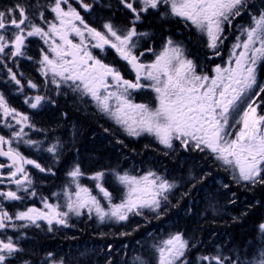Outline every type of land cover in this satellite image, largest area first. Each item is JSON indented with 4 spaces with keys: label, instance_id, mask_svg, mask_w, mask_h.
Returning <instances> with one entry per match:
<instances>
[{
    "label": "snow or ice",
    "instance_id": "snow-or-ice-1",
    "mask_svg": "<svg viewBox=\"0 0 264 264\" xmlns=\"http://www.w3.org/2000/svg\"><path fill=\"white\" fill-rule=\"evenodd\" d=\"M75 2L84 12H91L94 4L111 7L103 5L102 0ZM118 2L130 13L124 27L111 20L102 28L90 25L72 0H37L35 4L17 0L0 10V65L7 69V80L16 86L14 93L24 96L28 108L38 110L56 104L49 92L60 96L67 89L83 102L91 101L99 114L130 137H153L165 149H173L178 141L186 151L202 152L219 162L237 184L246 188L264 185V82L258 78V69L264 67V0L258 11H252L256 5L251 0ZM149 13L195 29L206 39L210 60L222 55L221 46L228 39L226 31L234 29L227 60L206 71L189 58L184 44L171 36L159 50L148 47L138 51L141 38L149 33L139 31L137 25ZM245 14L250 17L249 24H234ZM33 39L41 45L38 60L27 54ZM109 49L127 65L134 79L126 78L120 67L106 63L95 51L105 53ZM146 53L153 57L148 62L143 59ZM19 59L38 65L44 94L32 79L23 82L24 73L19 72L18 77ZM26 89L34 95H25ZM144 91L152 93L154 104L136 102L133 94ZM0 130L7 132L0 133V264H11L25 253L21 245L27 238L24 230L41 229V222L52 232L57 226L70 227L73 216L85 214L101 224L126 223L133 216L146 217L149 212L159 218L168 194L176 187L151 170L142 175L115 170L88 174L75 163L66 172L68 182L61 192L41 196L28 166L40 173L55 172L53 167H44L25 155L21 145L46 152L55 165L63 154L60 140L46 145L47 136L45 140L33 139L30 132L47 130L38 128L32 117L14 107L2 91ZM108 175L121 189L118 201L106 186ZM85 178L94 187L82 183ZM37 198L40 206L26 203ZM13 204L19 206L10 211ZM259 231L264 236V223ZM152 248L155 264H191L187 257L189 241L182 233H170L156 240ZM22 264L32 261L25 259ZM41 264H65V259L56 260L49 252ZM133 264L152 262L138 255L133 257ZM197 264H264V247L252 259L241 260L239 254L233 258L218 250L215 255L198 256Z\"/></svg>",
    "mask_w": 264,
    "mask_h": 264
},
{
    "label": "trees",
    "instance_id": "trees-1",
    "mask_svg": "<svg viewBox=\"0 0 264 264\" xmlns=\"http://www.w3.org/2000/svg\"><path fill=\"white\" fill-rule=\"evenodd\" d=\"M19 2L35 4L37 0H19ZM39 2L43 3L44 0ZM85 2L92 3L90 0ZM15 3L17 0H0V10ZM72 3L84 16L86 22L97 28H102L103 23L108 20L119 27H124L130 16V13L119 5L118 0H102L103 5L111 4V7L94 4L91 12H84L75 0H72ZM138 28L139 31L148 32V41L154 43L171 36L176 41L189 46L195 39L191 30L181 31V27L173 24L172 20L162 21L158 15L152 13L143 16ZM40 47V42L33 39L27 54L38 60ZM201 47L199 44L192 49L190 47L191 50H197L196 54L199 51L201 54L190 58L204 70L210 71L211 65L208 64L206 67L203 62L205 56L209 58L210 55H205ZM101 58L107 63L106 54ZM18 64V77L19 72L24 73L23 82L26 84L28 79H32L40 86L41 94H44L43 78L37 70L38 65L27 59H19ZM9 66L17 70L15 64L10 63ZM15 87L7 80V69L0 65V91L5 93L14 107L28 113L38 128L47 130L46 133L30 132L32 138L45 140L47 136L46 145L54 142L55 139H59L63 145L61 162L55 165L46 152L38 153L21 145L25 155L36 159L44 167H53L55 172V175L40 173L37 169L28 166L39 195L52 197L53 193L61 192L68 182L66 172L75 163H79L85 173L92 174L102 170H120L130 160L135 161L138 157L145 156L150 157L146 166L130 171L133 172L132 174L162 170L155 168V160L151 161L154 151L150 150V146L152 150L155 149L151 139L135 140L126 136L124 139L127 145L117 140V136H123L121 129L107 117L99 114L90 101L85 103L77 95L65 89L66 94L60 96H55L53 92L48 93L56 100L55 105L46 104L38 110H32L23 103L24 96L14 93ZM25 95H34V93L31 89H26ZM261 110H264V104L261 105ZM0 133L7 134L6 130H0ZM146 142L148 146L145 145ZM142 149L147 151L144 153ZM185 156L186 161L182 166L177 164V158L172 162L164 159L161 161L169 167V173L166 172L169 176L168 181L174 183L176 187L168 195L169 200L164 202L159 218L149 212L146 213V217L133 216L126 223L101 224L95 218L89 219L85 214L79 218L72 217L69 221L70 227L57 229L59 227L57 226L52 232L47 231L48 226L41 222V229L24 230L27 238L21 241V245L26 251L11 264H22L25 259L32 261V264H41L40 260L49 252L53 253L56 260L63 257L65 264H71L79 256L85 258L83 254L86 251L81 250L88 242H99L104 247L107 243L114 246L121 245L125 247L123 254L129 258L131 264L133 257L138 255L154 264L153 243L161 237L176 232L182 233L189 241L187 257L191 264H197L198 256L215 255L218 250L233 258L239 254L241 260L252 259L256 251L264 247V236L259 231V225L264 223V185L246 188L232 183L227 190H224L222 184L229 182V178L219 162L205 153L198 151L195 153L193 150ZM158 160H161L160 156ZM85 179L82 181L84 182ZM105 183L117 199L119 186H114L116 190L106 181ZM54 201L56 200L52 199L51 202ZM26 203L40 206L39 198L28 200ZM218 203H222L223 208L216 207ZM18 206V204L9 205V210L15 211ZM234 217L237 219L234 220ZM125 232L130 234L121 235ZM89 235L98 238L91 239Z\"/></svg>",
    "mask_w": 264,
    "mask_h": 264
},
{
    "label": "rangeland",
    "instance_id": "rangeland-1",
    "mask_svg": "<svg viewBox=\"0 0 264 264\" xmlns=\"http://www.w3.org/2000/svg\"><path fill=\"white\" fill-rule=\"evenodd\" d=\"M259 3L261 4V0H259ZM51 14L49 13V16H50ZM239 18V17H238ZM238 18H237V20H238ZM242 18H245V17H242ZM237 20L236 21H234V24H238L239 25V23H241L242 25H247V24H249V23H247V21H246V19L245 20H243V21H241V22H237ZM127 21V25H128V19L126 20ZM237 22V23H236ZM126 25V26H127ZM241 25V26H242ZM192 30V29H191ZM194 33H196L197 34V32L195 31V29H194V31H193V33L192 34H194ZM226 33H235V30L233 29L232 31H226ZM164 42V41H163ZM163 42H161L160 44H158L157 45V50H159V48L161 47V45L163 44ZM232 42L233 41H228V42H226L224 45H222L221 46V49L220 50H225V52L224 53H222V56H219V57H214L213 59H211V61H214L215 63L213 64V65H215V64H222L225 60H227V58H228V52H229V49H230V47H231V45H232ZM207 48V47H206ZM208 49V48H207ZM209 50V49H208ZM99 55H100V57H102L103 56V53H99V50H95ZM153 58V57H152ZM208 60H209V58H207ZM149 60H151V58L150 59H146V58H144V61L145 62H148ZM207 65L208 64H206V63H204V66H206L207 67ZM213 65H211V66H213ZM258 75H261V77L263 78V80H264V67L263 68H261V69H258ZM127 76H129V79H134V76H133V74L132 73H130V74H127ZM262 82H264V81H262ZM32 91V90H31ZM140 93H142L141 95H144V97H145V99H148V101L147 102H143L142 100H140V101H136V102H138V103H148L149 102V100H150V98L152 97L153 98V95H152V93H150V92H147V91H144V92H140ZM135 94L136 93H134L133 95H134V97H135ZM76 95V94H75ZM91 102V101H90ZM91 105H92V103H90ZM153 104H154V98H153ZM111 121V120H110ZM116 126V125H115ZM121 133H122V135L123 136H117L116 137V139L117 140H119V141H121V142H123V143H126V145H127V142H126V140L124 139V138H126V136H128V135H126L122 130L120 131ZM128 137H130V136H128ZM130 138H132V139H135V140H137V139H147V140H150L151 139V142H152V144L155 146V148L157 149V150H152V147L150 146V150L151 151H154L153 152V157H151V161H153V160H155V168L158 170V169H162L161 171H158V172H156L158 175H160V176H162V177H164V178H166L167 180L169 179V176H167V174H166V172L167 173H169V167L166 165V163L165 162H161L162 161V159H164V160H167V161H173V160H175L176 158H177V164H179L180 166H182L184 163H185V158H186V154L187 153H189L191 150H188V151H186L182 146H180L179 145V142L177 141V142H174V148L173 149H171V154H168L167 152H166V149L162 146V145H160L159 143H157L156 142V140L153 138V137H150V136H147V135H142V136H140V137H136V138H133V137H130ZM123 143H122V145H123ZM145 145H147L148 146V143L146 142V144ZM144 146V145H143ZM142 146V147H143ZM141 147V148H142ZM142 151L145 153V151H147V149H142ZM193 152H197V151H194L193 150ZM160 156V158H161V160H158V157ZM141 157V156H140ZM138 157V159H136L135 161H132V160H130L129 161V163L127 164V165H125V167H123V168H121L120 170H115V171H117V172H119V173H123V172H125V171H127V172H130V171H132V170H137V169H141V168H144L145 166H146V163H147V159H150V157H145V156H143V157ZM145 159V160H144ZM141 160V163H143L142 165H141V163H139V161ZM145 162V163H144ZM220 164V163H219ZM141 165V166H140ZM221 165V164H220ZM221 167L222 168H224L222 165H221ZM225 169V168H224ZM226 172H227V175H228V178H229V182H226L225 184H227L229 187H230V185L232 184V183H236L233 179H232V177H231V174H230V171H228V170H225ZM110 172V171H109ZM130 173H133V172H130ZM145 173H147V172H145ZM164 173V174H163ZM138 175H142V173H140V174H138ZM107 183H108V185L111 187V188H116V187H114V186H116L117 184L115 183V181H114V179H113V177L111 176V175H108L107 177H106V180H105ZM82 183H84V184H86V185H90V186H93L94 187V184H93V182L92 181H90V180H88V179H85V181L83 182L82 181ZM117 186H119V185H117ZM116 190H117V188H116ZM170 194V193H169ZM168 194V195H169ZM117 196V201L119 200V197H120V195H121V189H120V187H118V190H117V194H116ZM56 201H54V203H55ZM61 202H63L62 201V198H61ZM222 203H218V205H216V207L218 206V207H220V209L221 208H223V205H221ZM73 217H75V216H73ZM114 223V222H113ZM124 228H126V226H124ZM161 238H163V237H161ZM160 238V239H161ZM159 240V239H158ZM116 249V253H117V257L119 258V261H120V263L117 261V264H122V262H124L123 264H131V262H130V260H129V258H127L126 256H125V254H123V253H121V249L120 248H118V247H116L115 248ZM261 249V248H260ZM84 251H86L87 252V254H94L95 255V253H96V251H98V250H95V249H84ZM103 251V250H102ZM258 251H259V249L256 251V253H255V255L256 254H258ZM132 254V253H131ZM107 258H108V260H110V255H108L107 256ZM99 262L97 263V264H101V262H102V260H98ZM153 263L155 264V259H153Z\"/></svg>",
    "mask_w": 264,
    "mask_h": 264
},
{
    "label": "flooded vegetation",
    "instance_id": "flooded-vegetation-1",
    "mask_svg": "<svg viewBox=\"0 0 264 264\" xmlns=\"http://www.w3.org/2000/svg\"><path fill=\"white\" fill-rule=\"evenodd\" d=\"M90 1L92 2V0H90ZM251 2L256 5V7L252 9V11H258L260 6H261V4L259 3V0H251ZM10 6H12V4H10ZM242 17H245V18H242ZM245 19H246L247 23H250V17L247 14L242 15L241 17H239L237 22H241V21H243ZM128 23H129V21H128ZM172 23L176 24L177 26H180L181 27L180 28L181 31H189L190 30L188 28H185L182 24L177 23L175 20H172ZM140 24L141 23H139L137 25V28L139 27ZM239 25H242V24L239 23ZM191 31L193 32L194 29H192ZM226 35L228 36V39L225 41V43L228 42V41H234L235 33H226ZM193 36L195 38L193 40L194 42L191 41L189 46L188 45L187 46L184 45L185 48L187 49V54H188L189 58H190V56L201 55L200 51L198 52V54H196V52H195V51H197L196 49L191 50L192 47L196 46V44H199L200 47L202 46L201 47V48H203L202 52L205 55H210L211 56L212 55L211 51L206 48V39L201 37L199 34H196V33H194ZM167 37H169V36H166V38ZM165 39H163V41H165ZM173 40H175V38H173ZM197 40H198V43H197ZM163 41H161V42H163ZM161 42L154 43L153 41L149 42L147 38H141L140 47H139L138 51L144 50V49H146L148 47H154L156 49L157 45L160 44ZM190 47H191V49H190ZM224 52H225V50H221V53H224ZM105 54H106L107 63L114 64L115 66L120 67L122 72H123V74L125 75V77L129 79V76H127V74L131 73L130 70L128 69L127 65L123 61L119 60V58L116 56L115 52L112 51L111 49H109L107 52L103 53V56ZM144 58H146V59H150L151 58L152 59V56H151L150 53H146V55H145V57H143V59ZM207 58H208V56H205V59L203 60L204 63L210 64V65H213L215 63L214 61H211L210 59L208 60ZM261 68H263V67H260L259 69H261ZM258 78H259V80L261 82L264 81L263 78L261 77V75H258ZM141 94L142 93H136L135 94V100L136 101L142 100L143 102H147L148 99H145L144 95H141ZM148 103H152L153 104V98L152 97L150 98ZM261 111H264V110H261ZM155 150H157V149L155 148ZM170 151H171V149H166V152L168 154H171ZM224 185H227V184H225V183L222 184V188H224V190H227L228 187L226 188V187H224ZM57 229H65V228L57 227ZM89 237H90V235H89ZM90 238L91 239H93V238L96 239L98 237L91 236ZM116 247L121 249V253H123V250H125V247L123 248V246H121V245L114 246L113 244L107 243L105 245V247H104L99 242L98 243L97 242H88L87 245H85L81 251L85 252L84 249H87V250L88 249L98 250V251H96L95 255L94 254L90 255V254H87V252H85L83 254V255H85L84 256L85 258H79L80 257L79 256L77 259L75 258V260L71 264H97L99 262L98 260H102L101 264H109V261L111 262V264H117V261L120 263L119 258L117 257V253L115 252L116 251V249H115ZM73 251H71L72 254H73ZM108 255H110V260H108V258H107ZM41 261H42V259L40 260V263H41ZM123 263L124 262H122V264Z\"/></svg>",
    "mask_w": 264,
    "mask_h": 264
},
{
    "label": "bare ground",
    "instance_id": "bare-ground-1",
    "mask_svg": "<svg viewBox=\"0 0 264 264\" xmlns=\"http://www.w3.org/2000/svg\"><path fill=\"white\" fill-rule=\"evenodd\" d=\"M184 194V193H183ZM201 206V205H200ZM181 210V209H180ZM139 245H140V243H139Z\"/></svg>",
    "mask_w": 264,
    "mask_h": 264
}]
</instances>
